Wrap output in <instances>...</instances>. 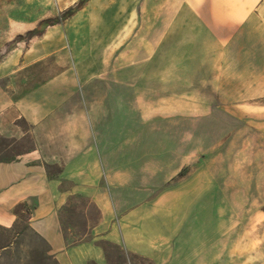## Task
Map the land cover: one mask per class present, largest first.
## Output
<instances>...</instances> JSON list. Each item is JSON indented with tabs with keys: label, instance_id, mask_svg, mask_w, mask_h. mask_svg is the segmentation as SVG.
<instances>
[{
	"label": "crops",
	"instance_id": "crops-1",
	"mask_svg": "<svg viewBox=\"0 0 264 264\" xmlns=\"http://www.w3.org/2000/svg\"><path fill=\"white\" fill-rule=\"evenodd\" d=\"M60 1L57 10L77 0ZM140 2L88 0L47 26L41 60L54 54L60 69L6 105L41 122L63 152L55 175L35 150L0 163V222L32 204L31 227L59 264H109L107 244L123 250L124 264H213L261 217L254 186L264 189V163L254 167V152L264 158V0H181L163 19L152 7L148 18ZM95 79L100 91L82 84ZM76 82L92 96L58 117ZM213 92L219 101L206 96ZM228 111L240 121L220 120ZM196 124L229 128L195 135ZM191 141L205 148L191 153ZM72 210L85 215L76 241L67 237L77 230L67 223Z\"/></svg>",
	"mask_w": 264,
	"mask_h": 264
},
{
	"label": "rangeland",
	"instance_id": "rangeland-1",
	"mask_svg": "<svg viewBox=\"0 0 264 264\" xmlns=\"http://www.w3.org/2000/svg\"><path fill=\"white\" fill-rule=\"evenodd\" d=\"M180 1L147 0L144 4V0H141L140 6L147 7L148 18L150 17L149 8L152 7V10L150 9L152 11L151 16L163 19L165 9L177 6ZM60 2V0L58 3L56 0H0V135L26 139V144L33 146L35 150L37 162H41L42 159L45 168L51 175L57 174L61 168L58 159L62 160V157L55 158L54 156L63 152L60 148L62 142L59 139L56 142H48L41 130V122L33 124L19 117V111L15 109V106L6 107V105L25 95L60 69L55 62L54 54L41 60V36L44 31L36 30L42 20L53 21L54 18L62 16V13L68 8L57 10L56 7ZM156 8L157 10H155ZM66 19H60L57 23L51 22L53 23L51 25L58 23L63 25ZM176 45L175 43L174 47ZM64 49V53L67 54L66 48ZM39 56L40 60L37 63L21 67L23 65L22 60L30 61ZM64 56L66 55L64 54ZM82 84L85 87H95L96 91H100L103 86L101 79L90 80ZM80 85V82L71 85L70 98L56 112L58 117H67L71 108L92 96V94L87 93L86 89L83 91L78 89ZM206 96L214 102L219 101L214 92ZM222 116L238 118L240 121V117L231 111L225 112V114L221 113L220 120ZM176 128L180 129L181 127L175 125ZM190 128L191 133L197 135L199 133L212 134L215 130L220 133L229 126L218 125L214 128L213 125L200 127L196 124L191 125ZM211 143L206 142L205 146L209 147ZM201 145L203 143L191 141V153L198 151V147L205 148L204 145L203 147ZM224 146L229 149V140ZM254 153L256 157L254 158V167L259 170V167L264 163V158H261L258 149ZM254 198L257 200L255 208L261 211V217L253 222L250 221L245 230L238 231L237 239L225 246L221 253L216 255L213 264H264V189L258 188L257 184L254 186ZM32 207V204H29V207L24 206L20 217L13 214L14 208H12L10 219L6 222H0V264H58L49 244L31 227ZM89 215L95 217V210L90 209ZM84 217L85 215L74 210L67 213V223L70 222L77 226L76 231L68 233L69 241H76L80 238L79 234L84 229ZM104 248L107 251L109 264H124L125 253L123 250L108 244L104 245ZM134 262L139 264L138 261Z\"/></svg>",
	"mask_w": 264,
	"mask_h": 264
},
{
	"label": "trees",
	"instance_id": "trees-1",
	"mask_svg": "<svg viewBox=\"0 0 264 264\" xmlns=\"http://www.w3.org/2000/svg\"><path fill=\"white\" fill-rule=\"evenodd\" d=\"M88 0H79L74 6L68 8L66 11L62 13L60 18H54L53 21L50 20H42L39 27H37V31H44L45 28L53 23L51 22H59L60 19H66L76 11L80 10ZM34 150L33 146L26 144V139L24 138H16V137H8L4 135H0V163L11 162L16 160L19 156ZM185 169H182L179 175L185 174ZM26 206L29 207L27 202L18 203L14 209L13 214L16 217H20L22 208ZM59 264V263H58Z\"/></svg>",
	"mask_w": 264,
	"mask_h": 264
},
{
	"label": "bare ground",
	"instance_id": "bare-ground-1",
	"mask_svg": "<svg viewBox=\"0 0 264 264\" xmlns=\"http://www.w3.org/2000/svg\"><path fill=\"white\" fill-rule=\"evenodd\" d=\"M71 1H76V0H69V1H67V3H65V4H68V3H70ZM63 4V3H62ZM69 5V4H68ZM67 5V6H68ZM63 7V6H62Z\"/></svg>",
	"mask_w": 264,
	"mask_h": 264
}]
</instances>
